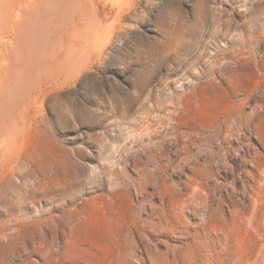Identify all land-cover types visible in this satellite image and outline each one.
I'll return each instance as SVG.
<instances>
[{
    "label": "rangeland",
    "instance_id": "obj_1",
    "mask_svg": "<svg viewBox=\"0 0 264 264\" xmlns=\"http://www.w3.org/2000/svg\"><path fill=\"white\" fill-rule=\"evenodd\" d=\"M35 31L0 264H264V0H69Z\"/></svg>",
    "mask_w": 264,
    "mask_h": 264
},
{
    "label": "bare ground",
    "instance_id": "obj_2",
    "mask_svg": "<svg viewBox=\"0 0 264 264\" xmlns=\"http://www.w3.org/2000/svg\"><path fill=\"white\" fill-rule=\"evenodd\" d=\"M66 2L69 0H0V95L6 92L9 103L15 99L14 85L20 73V69L10 67L13 59L10 60V56L19 51L18 46L24 50L22 56L25 50L27 55H34L35 27L41 17L46 13L48 16L60 17ZM20 34L26 37L27 43L20 44L17 41ZM55 52L58 56L62 54V45Z\"/></svg>",
    "mask_w": 264,
    "mask_h": 264
}]
</instances>
